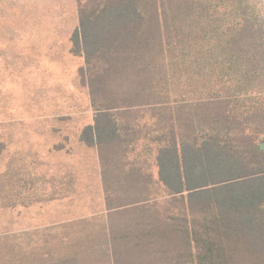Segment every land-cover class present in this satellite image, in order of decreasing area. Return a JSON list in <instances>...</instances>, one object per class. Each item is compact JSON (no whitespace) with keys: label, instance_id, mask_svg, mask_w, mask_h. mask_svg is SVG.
Segmentation results:
<instances>
[{"label":"trees","instance_id":"obj_1","mask_svg":"<svg viewBox=\"0 0 264 264\" xmlns=\"http://www.w3.org/2000/svg\"><path fill=\"white\" fill-rule=\"evenodd\" d=\"M76 2L112 264H264V0ZM181 77L197 98H174Z\"/></svg>","mask_w":264,"mask_h":264},{"label":"rangeland","instance_id":"obj_2","mask_svg":"<svg viewBox=\"0 0 264 264\" xmlns=\"http://www.w3.org/2000/svg\"><path fill=\"white\" fill-rule=\"evenodd\" d=\"M78 23L76 0H0V264H112L99 154L80 140L95 111L72 52ZM172 89L185 101L203 90L186 77ZM157 149L142 139L135 154L156 179ZM153 195L164 210V187Z\"/></svg>","mask_w":264,"mask_h":264},{"label":"crops","instance_id":"obj_3","mask_svg":"<svg viewBox=\"0 0 264 264\" xmlns=\"http://www.w3.org/2000/svg\"><path fill=\"white\" fill-rule=\"evenodd\" d=\"M77 3V2H76ZM78 18H79V15H78ZM79 24V23H78ZM78 26H75V30H76V28H77ZM74 30V31H75ZM74 33V32H73ZM72 42V41H71ZM91 125V124H90ZM87 126H89V125H87ZM86 126V127H87ZM83 143V142H82ZM87 146V145H86ZM91 148V147H90ZM96 149V148H95ZM97 150V149H96ZM97 154H98V151H97ZM100 160V159H99ZM100 163V162H99ZM100 167H101V164H100ZM101 180H102V169H101ZM102 185H103V182H102ZM103 191H104V187H103ZM104 195H105V192H104ZM78 258V257H77Z\"/></svg>","mask_w":264,"mask_h":264},{"label":"water","instance_id":"obj_4","mask_svg":"<svg viewBox=\"0 0 264 264\" xmlns=\"http://www.w3.org/2000/svg\"><path fill=\"white\" fill-rule=\"evenodd\" d=\"M262 147L264 148V144L262 145Z\"/></svg>","mask_w":264,"mask_h":264}]
</instances>
